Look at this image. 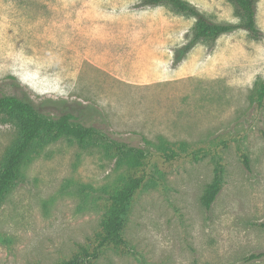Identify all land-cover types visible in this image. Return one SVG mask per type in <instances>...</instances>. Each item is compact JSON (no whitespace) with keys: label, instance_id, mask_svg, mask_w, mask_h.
Wrapping results in <instances>:
<instances>
[{"label":"rangeland","instance_id":"1","mask_svg":"<svg viewBox=\"0 0 264 264\" xmlns=\"http://www.w3.org/2000/svg\"><path fill=\"white\" fill-rule=\"evenodd\" d=\"M215 22L236 23L230 0H187ZM257 23L264 32V0ZM192 19L139 0H0V97L29 98L115 140L147 147L228 140L225 184L212 209L201 197L210 158L173 166L164 187L140 192L126 238L131 252L96 264H264V41L245 31L190 45ZM17 137L0 121V164ZM248 152L251 169L240 159ZM120 175L115 160L62 141L28 165L0 210V264H57L100 227L97 193Z\"/></svg>","mask_w":264,"mask_h":264},{"label":"trees","instance_id":"2","mask_svg":"<svg viewBox=\"0 0 264 264\" xmlns=\"http://www.w3.org/2000/svg\"><path fill=\"white\" fill-rule=\"evenodd\" d=\"M235 7L236 23L215 22L198 11L187 0H139L142 7H166L173 13L192 19L190 45L213 46L220 38L236 31H245L256 41H264V32L257 23L260 0H230ZM250 102L264 109V79L255 83ZM0 121L15 127L17 137L6 151L0 164V210L14 188L25 181L28 165L42 157L45 150L58 142L76 144L83 149H96L107 158L115 160L120 175L112 187L97 193L89 188L93 203L101 213L100 227L86 243L77 244L76 250L57 264H96L107 251L119 256L131 252L126 238L129 216L137 195L146 189H158L165 184L166 173L184 162H201L207 158L214 165V176L201 197L202 207L209 211L225 184L226 164L224 150L229 147L226 139L204 144L186 141L171 142L159 137L156 142L147 141V147L133 146L115 140L94 126L77 120L73 114L58 117L41 113L29 98L5 95L0 97ZM243 166L251 169V162L240 149ZM260 227L264 228V224ZM6 237L0 233V242ZM264 259V252L254 253L247 262Z\"/></svg>","mask_w":264,"mask_h":264}]
</instances>
